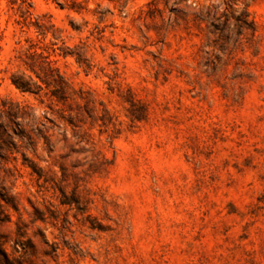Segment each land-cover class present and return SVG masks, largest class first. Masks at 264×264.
I'll return each mask as SVG.
<instances>
[{"label": "clouds", "instance_id": "9594fccd", "mask_svg": "<svg viewBox=\"0 0 264 264\" xmlns=\"http://www.w3.org/2000/svg\"><path fill=\"white\" fill-rule=\"evenodd\" d=\"M0 264H264V0H0Z\"/></svg>", "mask_w": 264, "mask_h": 264}]
</instances>
